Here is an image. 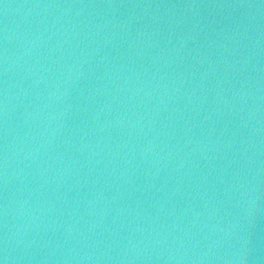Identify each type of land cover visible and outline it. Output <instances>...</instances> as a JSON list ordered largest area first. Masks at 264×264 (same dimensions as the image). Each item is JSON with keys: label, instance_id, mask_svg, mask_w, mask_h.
<instances>
[{"label": "water", "instance_id": "obj_1", "mask_svg": "<svg viewBox=\"0 0 264 264\" xmlns=\"http://www.w3.org/2000/svg\"><path fill=\"white\" fill-rule=\"evenodd\" d=\"M0 264H264V0H0Z\"/></svg>", "mask_w": 264, "mask_h": 264}]
</instances>
